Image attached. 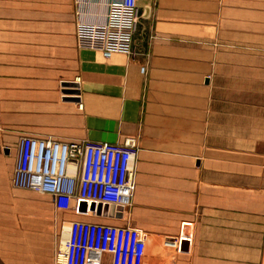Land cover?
<instances>
[{"label": "crops", "instance_id": "0c3cea01", "mask_svg": "<svg viewBox=\"0 0 264 264\" xmlns=\"http://www.w3.org/2000/svg\"><path fill=\"white\" fill-rule=\"evenodd\" d=\"M108 2L0 0V130L16 147L137 137L126 217L62 221L189 236L187 253L212 260L231 203L264 195V0H136L130 53L106 58L75 30L104 21ZM50 219L47 206L37 222Z\"/></svg>", "mask_w": 264, "mask_h": 264}, {"label": "built area", "instance_id": "2783aa9c", "mask_svg": "<svg viewBox=\"0 0 264 264\" xmlns=\"http://www.w3.org/2000/svg\"><path fill=\"white\" fill-rule=\"evenodd\" d=\"M138 17L136 0H109L104 21H77L76 46L99 50L104 57L128 54ZM137 151L135 136L111 143L23 135L11 185L51 195L60 211L116 215L131 204ZM146 249V231L138 227L73 220L53 264H143Z\"/></svg>", "mask_w": 264, "mask_h": 264}, {"label": "rangeland", "instance_id": "374dc122", "mask_svg": "<svg viewBox=\"0 0 264 264\" xmlns=\"http://www.w3.org/2000/svg\"><path fill=\"white\" fill-rule=\"evenodd\" d=\"M77 107L81 106L77 103ZM16 140L14 133L0 130V264H53L72 221L62 220L79 214L52 210L50 195L11 185ZM47 206L51 225L37 222ZM117 215L126 217V210ZM146 240L144 264H264V195L255 207L242 201L231 203L228 227L222 234L215 229L212 260L201 258L198 245L187 253L189 236L177 239L146 232Z\"/></svg>", "mask_w": 264, "mask_h": 264}, {"label": "bare ground", "instance_id": "6f19581e", "mask_svg": "<svg viewBox=\"0 0 264 264\" xmlns=\"http://www.w3.org/2000/svg\"><path fill=\"white\" fill-rule=\"evenodd\" d=\"M106 58H108V57H106ZM145 257H146V253H145ZM144 261H145V258H144ZM144 264V263H143Z\"/></svg>", "mask_w": 264, "mask_h": 264}, {"label": "water", "instance_id": "95a60500", "mask_svg": "<svg viewBox=\"0 0 264 264\" xmlns=\"http://www.w3.org/2000/svg\"><path fill=\"white\" fill-rule=\"evenodd\" d=\"M84 208V207H83Z\"/></svg>", "mask_w": 264, "mask_h": 264}]
</instances>
